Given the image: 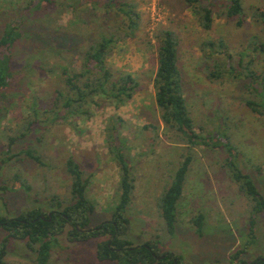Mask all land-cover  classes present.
I'll list each match as a JSON object with an SVG mask.
<instances>
[{"label":"rangeland","instance_id":"1","mask_svg":"<svg viewBox=\"0 0 264 264\" xmlns=\"http://www.w3.org/2000/svg\"><path fill=\"white\" fill-rule=\"evenodd\" d=\"M27 1L0 0V37L6 22L19 18L42 39L17 43L8 84L0 89V216L11 218L31 209L51 212L58 201L67 203L72 185L67 159L73 156L90 180L88 195L96 209L92 225L109 219L119 201L121 179L109 139L114 117L120 119L116 142L124 146L135 176L127 210L128 236L134 243L159 240L163 251L181 254L190 264H215L227 262L232 251L253 239L244 257L253 261L264 256V212L255 215L252 225L253 201L228 174V152L221 146L182 143L161 117L154 85L156 33L169 28L180 39L179 67L196 130L209 138L227 131L238 147L242 169L264 195V115L246 103L252 98L261 101L247 73L264 71V53L248 48L253 36L264 41L262 24L254 16L257 9L264 10V0H242V25L237 24L238 17L219 15L228 0H212L216 14L211 29L198 23L186 0H123L139 14V25L130 36H126L128 17L113 7L107 12L100 0L82 2L77 15L66 6L72 1L59 0L35 12L24 10ZM74 17L85 22H75ZM105 28L121 39L108 58L109 66L115 73L136 76L135 96L122 106L99 100L89 115L77 120L54 118L46 109L64 86L63 67L79 68V56ZM63 35L69 40H62ZM48 38L55 50L61 47L63 52L52 50L45 43ZM218 64L221 77L213 78L210 72ZM188 153L192 162L178 222L170 232L159 198ZM200 213L201 231L194 222ZM6 234L0 226V247ZM101 239L72 242L60 236L49 264H118L98 257ZM36 257L26 241L12 238L5 259L8 264H36Z\"/></svg>","mask_w":264,"mask_h":264},{"label":"trees","instance_id":"2","mask_svg":"<svg viewBox=\"0 0 264 264\" xmlns=\"http://www.w3.org/2000/svg\"><path fill=\"white\" fill-rule=\"evenodd\" d=\"M59 0H28L24 7L27 12L41 10L46 4L58 3ZM63 1V0H62ZM72 1L67 4L75 12L82 2L97 0H64ZM192 8L198 23L205 29H211L215 19V8L212 0H186ZM103 9L111 11V7L119 9L128 17L125 25L133 34L138 27V12H133L134 5L123 0H100ZM110 8V9H109ZM244 7L242 0H228L219 15L224 14L228 18L238 17L237 24L244 22ZM256 21L262 24L264 31V10L257 9L254 13ZM75 22H85L81 18H75ZM41 33L27 30L20 23L19 18H14L5 23L0 37V89L8 84L11 75L13 51L21 39L40 38ZM117 33H108L105 29L98 31V37L94 39L81 53L80 67H63L64 86L56 90L53 105L46 112L53 114L54 118L77 120L79 117L89 115L94 104L99 100L109 99L117 106L127 104L135 96L139 87V81L132 72L121 71L115 73L108 63V58L114 47L121 41L116 37ZM62 40H69L66 35L60 36ZM259 38V39H258ZM60 40V39H58ZM157 59L158 68L154 79L156 89V102L161 111L164 123L177 135L178 139L187 145L195 147L200 145L221 146L227 152L225 166L231 178L237 182L245 194L253 201L251 224L254 225L255 215L264 212V195L248 172H245L239 162L238 147L233 143L230 134L223 130L214 136L206 137L196 130L194 118L188 106L184 93L182 72L179 67L180 39L177 33L169 28L158 29ZM49 47L55 50V46L49 44V38L45 40ZM211 44V42H209ZM208 44V45H209ZM222 45V42H221ZM249 49L264 53V41L260 37L253 36L249 42ZM56 52H63L59 47ZM252 60L249 61V64ZM218 69L210 72L213 78L221 77ZM254 87V94L261 98L247 99V105L260 115H264V71L258 73L251 69L247 73ZM262 86V87H259ZM100 104V103H99ZM112 117L110 130L111 150L114 153L120 170V197L109 219L93 226L91 215L95 213V203L88 195L89 178H85L81 164L73 157L67 159V170L72 177L71 197L67 203L58 201L57 208L51 212L40 209H31L15 217L0 216V226L7 234L3 238L0 247V264H8L5 257L8 253V245L12 238L24 240L26 244L37 253L36 264H49L52 249L59 243L60 236H66L69 241H87L93 238H102L98 243V257L103 260H116L118 264H190L181 254L163 251L159 240H148L134 243L128 236L130 219L127 210L132 203L135 191V176L133 166L125 155L123 145L118 141V126ZM116 142V143H115ZM35 158L40 160V157ZM192 155L187 154L185 159L176 169L170 185L159 198V206L165 220L167 229L173 232L178 222L179 201L185 189L187 174L190 170ZM65 205H64V204ZM51 213V215H50ZM203 214L195 217L196 227L201 231L203 227ZM253 241V239H252ZM246 242L244 247H237L229 254L227 262L219 261L215 264H264V256H257L253 261L244 257L248 252V246L252 242Z\"/></svg>","mask_w":264,"mask_h":264},{"label":"water","instance_id":"3","mask_svg":"<svg viewBox=\"0 0 264 264\" xmlns=\"http://www.w3.org/2000/svg\"><path fill=\"white\" fill-rule=\"evenodd\" d=\"M50 215H51V213H50Z\"/></svg>","mask_w":264,"mask_h":264}]
</instances>
